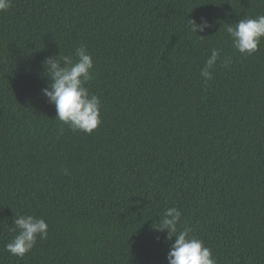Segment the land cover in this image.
Listing matches in <instances>:
<instances>
[{"label":"trees","instance_id":"16d2710c","mask_svg":"<svg viewBox=\"0 0 264 264\" xmlns=\"http://www.w3.org/2000/svg\"><path fill=\"white\" fill-rule=\"evenodd\" d=\"M257 15L264 0H13L0 13V264H168L175 237L153 226L170 207L217 264H264V40L242 56L226 32ZM202 17L200 38L188 19ZM79 46L102 105L92 134L41 93L44 61ZM214 48L231 64L205 84ZM20 214L48 224L23 259L5 251Z\"/></svg>","mask_w":264,"mask_h":264},{"label":"clouds","instance_id":"9594fccd","mask_svg":"<svg viewBox=\"0 0 264 264\" xmlns=\"http://www.w3.org/2000/svg\"><path fill=\"white\" fill-rule=\"evenodd\" d=\"M13 0H0V13L12 8ZM213 27L207 19L199 21L188 19V29L191 33H204ZM226 32L232 47L242 56H252L259 50L264 40V15L255 18L245 17L239 22L227 24ZM199 36V35H197ZM202 38L201 36H199ZM222 49H212L207 57L200 75L205 84L213 79V73L218 64L229 68L230 57L222 58ZM73 55L59 54L49 57L43 63L44 75L51 81L41 89L47 102L55 106L56 119L73 132L92 134L101 125V99L89 92L86 85L93 79V59L88 49L79 46ZM64 174L68 170L64 169ZM182 213L176 207H170L159 217L153 230L166 232V240L175 237L167 254L168 264H217L212 250L204 245L201 239L191 235L192 229L178 228ZM12 230L16 235L5 245V251L11 256L23 259L37 244L38 238H48V224L43 218L33 215H15Z\"/></svg>","mask_w":264,"mask_h":264}]
</instances>
